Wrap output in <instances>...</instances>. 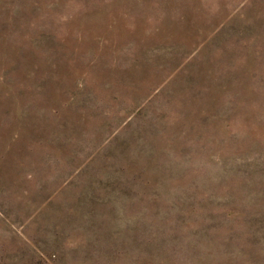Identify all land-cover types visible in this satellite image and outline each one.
<instances>
[{
    "label": "rangeland",
    "instance_id": "obj_1",
    "mask_svg": "<svg viewBox=\"0 0 264 264\" xmlns=\"http://www.w3.org/2000/svg\"><path fill=\"white\" fill-rule=\"evenodd\" d=\"M0 264H264V0H0Z\"/></svg>",
    "mask_w": 264,
    "mask_h": 264
}]
</instances>
